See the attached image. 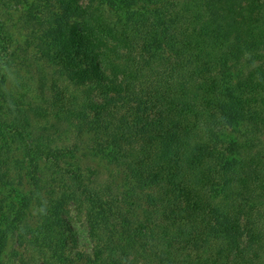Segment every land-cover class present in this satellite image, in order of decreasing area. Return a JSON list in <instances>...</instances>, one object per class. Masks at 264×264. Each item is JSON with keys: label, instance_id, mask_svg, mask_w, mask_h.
<instances>
[{"label": "trees", "instance_id": "obj_1", "mask_svg": "<svg viewBox=\"0 0 264 264\" xmlns=\"http://www.w3.org/2000/svg\"><path fill=\"white\" fill-rule=\"evenodd\" d=\"M59 1L78 21L51 28L47 58L69 83L28 111L94 124L134 186L151 190V212L126 219L113 190L37 136L28 111L3 114L0 136L22 151L15 163L33 190L12 213L0 210V264H17L5 257L14 235L50 264H75L65 253L66 203L84 215L93 264H264V149L232 136L235 119L264 134V0H102L100 10ZM4 32L0 21V85L11 61ZM240 59L252 67L231 81L221 65ZM46 162L60 181L48 198Z\"/></svg>", "mask_w": 264, "mask_h": 264}, {"label": "rangeland", "instance_id": "obj_2", "mask_svg": "<svg viewBox=\"0 0 264 264\" xmlns=\"http://www.w3.org/2000/svg\"><path fill=\"white\" fill-rule=\"evenodd\" d=\"M79 1L82 5L97 8L103 6L102 9H104L102 0ZM0 21L3 24L4 33L10 37L8 47L11 51V61L5 71V80L0 85V104L6 110V102L11 100L19 107L16 113L0 109V117L3 114L13 117L19 115L20 110L28 111L29 107L35 103L44 105L53 85H68L69 80L64 71L49 63L47 43L49 32L56 23H76L78 18L68 16L59 0H0ZM251 67L240 59L223 62L221 70L229 76L231 81H235ZM25 114L30 116L29 118L37 119V136L41 140L49 141L53 148L65 150L70 163L79 165L84 172L89 169L95 174V181L100 186L105 190L114 191L121 202L120 207L126 219L144 215L151 190L134 186L125 158L101 144L102 137L96 133L94 124L84 122L78 126L52 118L45 120L32 115L29 111ZM233 124L235 128L233 138L239 141L254 140L260 148L264 149V134L259 135L240 119H235ZM5 143L8 146H5ZM21 156L22 151L17 145L3 140L0 136V173L3 175L0 179V210L3 208L9 213L16 210L23 197L33 190L26 170L19 168L15 163ZM40 172L42 181L47 187L41 194L48 198V191L56 190L51 183L58 184L60 181L53 180L56 174L48 162L41 163ZM64 178L60 177V180L63 181ZM37 212L38 204L33 194L28 209L31 226L39 223ZM150 212L149 209L147 213ZM63 216L68 222L67 227L64 228L65 253L73 259L75 264H93L90 262L92 242L87 235L84 215L78 213L72 203H66ZM117 232L120 234V231ZM120 239L118 235L116 242L120 243ZM5 252V257L15 254L14 261L17 264H50L44 251L16 235L10 237Z\"/></svg>", "mask_w": 264, "mask_h": 264}]
</instances>
